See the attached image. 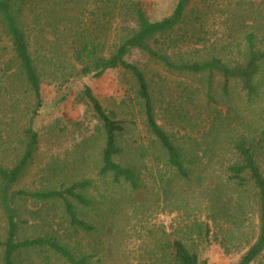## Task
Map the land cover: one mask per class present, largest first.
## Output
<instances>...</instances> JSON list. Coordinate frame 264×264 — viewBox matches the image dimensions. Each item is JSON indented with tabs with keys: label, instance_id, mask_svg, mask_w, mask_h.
I'll return each instance as SVG.
<instances>
[{
	"label": "rangeland",
	"instance_id": "rangeland-1",
	"mask_svg": "<svg viewBox=\"0 0 264 264\" xmlns=\"http://www.w3.org/2000/svg\"><path fill=\"white\" fill-rule=\"evenodd\" d=\"M140 1L147 18L154 21L171 14L178 0ZM198 13L204 18L199 35L205 39V44L189 50L186 60L215 58L230 68L241 66L247 60L249 36L254 48L264 53V0H195L187 22L195 24ZM42 22L43 25L33 29L30 44L42 81V108L33 121L39 146L33 165L19 187L64 190L73 183L91 181L92 187L83 193L91 201V207L86 210L72 201L81 219L103 229L78 236V250L88 255L89 264H143L141 257L151 252L156 242L182 237L180 230L186 221L211 217L212 212H207L211 186L214 185L211 176L223 174L224 166L235 160L233 146L236 142L245 139L256 147L257 141L260 148H256V160L264 176V141L259 140L264 105V62L259 64L255 75L259 94L253 101L248 102L245 93L237 87L231 99L217 98L218 104L197 115L191 129L187 127L175 135V140L182 138L183 145L198 156L203 165L209 163L212 168L204 171L199 181L171 184L170 172L163 160L158 159L160 153L143 126L141 111L134 101L126 74L113 70L99 78L77 75L78 68L59 43L54 27L50 22ZM130 60L144 63V59L136 54ZM14 64L9 45L0 34V165L6 168L13 166L21 155L22 133L31 108L23 82L12 67ZM149 70H156V67ZM162 75L171 88L166 87L169 90L162 97L155 96L156 113L159 124L174 135L176 128L168 124L165 112L179 110L174 87L180 79ZM215 81L220 83L219 79ZM181 82L186 81L182 79ZM85 86L91 88L106 111H114L119 118L132 119L125 126L119 144L124 149L121 159L124 165L138 170L141 188L137 192H131L128 185L112 183L110 177L103 179L98 175L104 139L100 123L89 107L76 99ZM187 133L191 141L187 139ZM210 149H213L212 153ZM165 188L170 189L169 192ZM248 205L246 199L244 208ZM251 206L245 220L244 217L241 220L232 218L227 223L222 218L225 227L236 228L239 233L228 252L220 246V232L211 224L210 242L191 245L201 262L239 263L258 235L257 214ZM19 212L22 237L54 236L60 243L67 244L64 232L67 217L61 203L41 205L21 201ZM228 213L234 214L232 209ZM242 220L244 223H240ZM5 236L6 223L0 210V241ZM15 264L66 263L48 250H35L22 253ZM251 264H264V251Z\"/></svg>",
	"mask_w": 264,
	"mask_h": 264
},
{
	"label": "trees",
	"instance_id": "trees-1",
	"mask_svg": "<svg viewBox=\"0 0 264 264\" xmlns=\"http://www.w3.org/2000/svg\"><path fill=\"white\" fill-rule=\"evenodd\" d=\"M194 3L195 0H178L171 14L151 21L140 0H0V34L9 45L15 63L12 67L31 102L27 113L30 116L22 133L21 155L9 168L0 165V210L6 223V236L0 241L2 264H15L22 253L35 250H48L66 264H89L88 255L78 250V236L103 231L102 227L81 219L72 202L86 210L91 207V201L83 194L92 187L91 181L73 183L64 190H25L19 187L33 165L39 146L33 121L42 108V81L30 52L33 29L43 25L42 20L52 24L59 43L78 68L77 75L99 78L107 71L125 73L134 101L141 111L143 126L160 153L158 159L163 160L170 172L171 184L191 183L201 180L202 173L212 166L209 163L203 165L198 156L183 145L185 141L182 138L175 140V135L179 130L191 129L197 115L218 104L217 98L231 99L237 87L245 93L248 102L253 101L259 94L255 75L259 64L264 62V53L254 48L251 36L248 37L247 60L241 66L230 68L215 58L186 60L189 50L205 44V39L199 35L203 16L196 14L195 24L187 22ZM134 54L142 57L144 63L131 61ZM152 66L156 70H149ZM162 74L180 79L174 87L179 110L176 113L165 112L168 124L176 128L174 135L167 133L159 124L156 113L155 96L162 97L169 90L166 87H170ZM182 79L186 82H181ZM216 79L220 80L219 84H216ZM76 99L87 105L100 123L104 144L99 177H110L112 183L128 185L131 192H137L141 188L138 170L124 165L121 160L124 149L119 144L125 126L132 119L119 118L114 111H106L88 86ZM261 120L259 140L263 142L264 105ZM187 139L191 141L189 133ZM253 144L245 139L236 142L233 146L235 160L224 166L223 174L213 173L211 176L214 185L207 205V212H212L211 217L186 221L180 230L182 237L156 242L153 250L141 257L143 264H204L191 250V245L210 242V224L220 232V246L228 252L229 245L239 233L236 228L225 227L222 218L227 223L232 218L241 220L244 217L245 220L251 204L257 214L258 235L238 264H251L256 260L264 251V176L256 160V148L260 145L257 141L256 147ZM209 151L212 153L213 149ZM142 154L145 156L144 152ZM166 190L169 192L170 189ZM246 199L249 200L248 208H244ZM21 201L41 205L61 203L67 217L64 230L67 244L60 243L54 236L22 237ZM231 209L234 214L228 213Z\"/></svg>",
	"mask_w": 264,
	"mask_h": 264
}]
</instances>
